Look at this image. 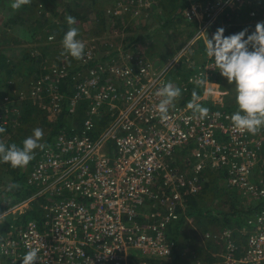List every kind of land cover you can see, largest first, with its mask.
Masks as SVG:
<instances>
[{
	"label": "built area",
	"instance_id": "2783aa9c",
	"mask_svg": "<svg viewBox=\"0 0 264 264\" xmlns=\"http://www.w3.org/2000/svg\"><path fill=\"white\" fill-rule=\"evenodd\" d=\"M235 1L247 9L254 24L264 22L257 19L258 0ZM211 8L207 21L218 12V7ZM195 16L192 5L186 19L192 22ZM211 23L198 26L196 41L204 39ZM109 56L104 64L87 68L85 76L78 72L74 77L69 112L87 102L83 129L57 134L40 151L27 184L41 200L42 216L38 222L14 227L15 238L0 241V264L2 259L4 264H21L18 247L24 254L38 248L36 264H160L157 259L173 251L166 234L179 218L177 211L184 210V191L197 193L206 173L222 175L244 205L259 203L245 221L247 229L238 231L242 237L249 232L245 246L232 240L231 230L218 235L223 242L220 264H264V173L255 175L264 155V126L254 135L240 131L222 108H208V116L201 118L187 107L189 102L174 104L168 119L162 120L156 92L167 83L164 74L173 63L157 70L140 51L118 50ZM92 58V49H87L81 65L87 66ZM192 63L187 61V67ZM213 63L207 56V66L198 67L187 83L202 87L195 103L205 100L219 107L227 92L208 80L207 72H216ZM65 77L66 67L54 69L34 83L31 97L49 99L56 113L64 98L59 87ZM199 79L205 83L199 85ZM3 101L9 104L8 97ZM100 109L109 117L95 135L103 119L98 117ZM144 205L147 217L137 212Z\"/></svg>",
	"mask_w": 264,
	"mask_h": 264
},
{
	"label": "trees",
	"instance_id": "16d2710c",
	"mask_svg": "<svg viewBox=\"0 0 264 264\" xmlns=\"http://www.w3.org/2000/svg\"><path fill=\"white\" fill-rule=\"evenodd\" d=\"M122 1L128 5L131 0ZM157 1L155 5L163 13H166L167 19L161 21V14L155 15L156 21L158 22L156 30H159V32L169 30L173 25V20H177L178 23L185 21L190 28L187 35V41H189L196 33V24L194 21L188 22L185 18V13L188 12L191 5L196 1L214 2L216 0ZM10 3L11 0H0V12H2L3 8L8 10L7 20H5L3 28L8 29L7 32L20 31L19 35L21 37L25 34L26 38L24 40L31 42L30 44H37V49L40 51L38 55H34V50L32 52V49L31 51L27 49L15 61H11L8 59L9 57L0 52V100L2 97H8L11 102L12 100L19 99V96L16 94L20 90H27L30 82L35 83L47 75L46 65H43L42 62L46 59L49 49L54 48L56 52L55 56L58 68H60L61 63H65L62 59L64 55H62L63 48L61 41L69 28L66 22L67 16H72L76 20V23L72 26L79 30V35L76 39L80 38V34L86 32L83 29V25L87 22V19L81 15L79 10L84 5L101 9L100 11L94 12V18L98 21L100 20L99 24L91 23L92 25L88 27L87 32L94 36H101L105 32L110 33L112 28L117 24L119 28L122 17L116 16L114 13H109L106 10L107 8L114 10L117 0H31L30 4L24 5L18 10L11 9ZM257 4L261 5V14L257 16V19H263L264 0H258ZM155 5L153 4V6ZM235 9L242 12L237 13L234 10L233 13H230V9H225V15L222 16V26L217 22L212 23V26L207 32L212 31L214 34L217 29L223 28V35L227 37L247 29L245 35V39H247V35L254 32L255 25L250 24V17L248 14L243 13V11L245 12V8L237 6ZM2 15H5V13H2ZM128 18L130 17H125V19ZM144 18L143 15H140L138 21H132V29H137L139 22L145 26ZM5 32L0 37V43H6L4 40H8V38H3L6 34ZM49 36L55 37L53 43H48L47 39ZM207 37L211 39L212 35L207 34ZM145 38H149V35H144V37H139L138 35L132 36L127 39L128 43L126 46L143 42ZM11 40L14 45H18V38L11 37ZM195 44L196 48L191 46L189 49V58L195 62L192 72L196 71L198 67H203L205 62H207L204 41L199 39ZM249 50H251V47H249ZM174 53H176V50ZM70 60L75 61L72 57ZM72 64L73 66H70L69 63L67 64L66 77L61 80L59 91L64 98L57 108V112L54 115L55 118L53 120L48 118L51 116V109L53 110L49 99L43 97L40 99L32 98L28 92L26 97L18 102L20 107L19 114L15 116L16 118L12 116L15 119L16 126L13 127L11 123L6 125L0 123V127L5 129L3 133H0V142H3L6 146L15 143L17 146L22 147L24 139L32 135L35 128H40L43 132L49 131L43 142L46 147L53 142L59 133L75 134L77 131L83 129V120L86 117L85 114L88 107L87 102L81 101L77 104L76 114L74 116H71L69 112V103L70 97L73 94L74 77L78 72L82 71L84 66H75V62H72ZM92 66H94V62L87 65V67ZM192 72H188L186 76L184 75V83H181L179 87L181 89V95L174 101V104L185 105L188 102H192L193 91L198 96L202 94L201 86L187 83V78ZM216 72H209L208 80L218 84L222 90L227 92L222 110L231 116L238 111L235 100V85L234 83L230 84L225 77L220 75L219 71ZM21 76L32 77L24 89L22 83L17 81ZM183 87H186L187 91H183ZM199 105L211 110L218 108L216 103L205 100L200 102ZM104 111L106 109H100L98 113V117H103V119L100 121L99 126H95V135L105 124L104 117H109V114ZM71 124L75 125V127L70 128ZM40 151L42 150L39 148L33 150L34 158L29 162L27 168H13L10 164L0 162V182L5 181L4 188L0 189V212L4 211L7 207L3 205V201L6 198L16 197L17 200H22L34 192L35 189L27 184L26 179L33 162L39 156V153H41ZM206 174L210 176H207V178L204 176V181L200 185L197 193L189 194L187 190L184 191V210L177 211L179 218L168 226L166 234L168 240L173 243V251L168 258H158L157 260L160 264H195L196 258H199L202 264H220L221 259L218 255L223 251V242L218 239V234L220 235L225 230H231L233 239H237L239 236L238 231L245 226V221L248 216L243 209L244 203L238 192L225 185L222 175ZM12 184H18L19 187L10 188ZM215 235L216 237H214Z\"/></svg>",
	"mask_w": 264,
	"mask_h": 264
},
{
	"label": "rangeland",
	"instance_id": "374dc122",
	"mask_svg": "<svg viewBox=\"0 0 264 264\" xmlns=\"http://www.w3.org/2000/svg\"><path fill=\"white\" fill-rule=\"evenodd\" d=\"M226 1L227 0H220V1L216 0L214 2L196 1L192 4L196 7V16L193 17L194 22L196 24V31H195L196 33L194 34L193 38L190 39L189 41H187V35L189 33L190 28L187 26L185 21L182 23H178L177 20L176 21L173 20V25L170 27L169 30L160 31V32L159 30H156L158 22L156 21L155 15L161 14L160 15V19H162L161 21H165L167 19L166 13H163V11L158 6L155 5L158 2L157 0H131L128 5L127 3H123L122 0H117L114 10H111V9L109 10V8L106 7L107 8L106 10H108L109 13H112V14L114 13L116 16H119V17L122 16V17L119 23L120 24L119 28L117 24L115 27L112 28L110 33L105 32L101 36H94L87 32L88 27L92 25L91 23L99 24L100 20L98 21L94 18V12L100 11L101 9L88 7L84 5L79 10L81 12V15L87 19V22L83 25V29L86 30V32L83 34H80L79 40H81L85 44L84 53L87 49H92L93 58L91 62H94V66L98 63L104 64L108 60V57H110L109 55H113L118 50L142 52L145 58L151 61L157 70L163 69L169 63H173V65L171 64V67L168 69V71L165 72L164 78L167 83L171 82L174 84V86L180 87L181 83H184V77L187 75L188 72H192V69L195 66L194 64L195 62L190 60L189 58V55H190L189 49L191 46L196 48L195 42H196V37L198 34L197 33L198 26L200 25L202 27L203 26L205 27L210 22L212 23L217 22V23H220V25L222 26L223 24L222 16L225 15V12H224L225 9H230V13H233L234 10H236L237 13L242 12L240 10L235 9L238 6L237 1L230 0L227 4H225L224 2ZM151 3H153L155 6H153V4ZM222 3L224 4L220 6ZM213 6L218 7L217 8L218 10L215 9L214 11V13L216 12V10L218 11L217 15L215 18H211L210 20L207 21L206 14L208 12H213L214 9L211 8ZM7 11L8 10L6 8H3L2 12H0V37L3 35L4 31H6L5 33L8 35L7 36L5 34L3 36V38H8V40H4L6 41V43H3V42L0 43V52L4 53L7 57H9L8 59H10L11 61H15L17 58H20L22 54L24 53L23 51L27 49L29 51H31L32 49V52L34 50L35 51L34 55H38L40 51L37 49V44H30L31 42L24 40V38H26L25 34L22 33L23 36L21 37L19 35L20 31L15 30V31L7 32L8 29L6 30L5 28H3L5 20H7ZM141 11H142V14H141ZM2 13H5V15H2ZM202 13H204V16L202 15ZM243 13L248 14V11L246 8H245V12L243 11ZM140 15H143L145 17L144 18L145 26L141 25V23L139 22L137 29H132V21L134 20L138 21V17ZM126 16L130 18L125 19ZM185 18H186V13H185ZM212 23L206 28L207 31L212 26ZM250 24L256 25L254 24V20H251ZM111 25H112V22H111ZM207 31L205 30L204 32V30L202 29V32H204L203 33L204 44H205V34L206 35L208 34L210 36L214 35L212 31H209V32ZM135 35H138L139 37H144V35H149V38H145L143 42L131 44L133 47L130 45L126 46L128 43L127 39ZM11 37L19 39L18 45H14V43L11 40ZM47 40H48V43L49 42L53 43V39L52 40L47 39ZM175 50H176V53H174ZM55 53L56 52L54 51V48L49 49L46 59L42 62L43 65L44 64L46 65L45 68L47 69V74H50V75L54 69L58 68ZM70 58L71 57L69 55H64L62 59L65 61V63H61L60 67H66L68 63L70 66L71 65L73 66L72 62H75V66L81 65L80 59L79 60L75 59V61H71ZM187 61L193 62L192 64H188L190 65L189 68L186 65ZM205 63H206L205 66H207V62ZM87 68H91V67L84 66L82 68V71H80L83 76H85L87 72L86 70ZM197 72H198L197 70L193 71L191 75ZM209 75L210 74H207V77H209ZM30 79H32V77L21 76L18 78L17 81L22 83V86L24 89L27 83L30 82L29 81ZM29 85H30L29 86L30 89L28 88L27 90H20L21 92L19 91L18 93L14 92V93H17L16 95L19 96L18 100H12L11 102L9 99V102H8L9 104L6 105V103L3 101L4 97L1 98L0 100V123L2 125L11 123L13 124V127L16 126V122H14L15 119L12 116L15 117L19 114L20 107H19L18 102H20L22 98H25L28 92L30 93L31 88L34 85V82H30ZM225 98H226L225 96L221 98L222 102L221 104H219L218 108H222L224 106ZM6 110H8V112H6ZM50 112H51V116L48 118L50 120H53L55 118L54 115L56 113H54L52 109ZM75 114H76V111L72 113L71 116H74ZM74 127L75 125L71 124L70 128H74ZM48 132L49 131L43 132V137L40 143L43 144L44 140L46 139V136L48 135ZM37 160H38V157L33 162L31 169L36 164ZM25 168H27V166H25ZM260 170L262 171V173H264V155H262L259 165L255 170L257 171V173L255 174L256 176L258 175ZM214 174L216 175V173ZM204 176L207 178V176L209 177L210 175L205 174ZM4 183L5 181L0 182V187H1L0 189L4 188L5 186ZM35 192L36 190H34V192L27 195L22 200H17L16 197H10V198H6L3 201V205H6L7 207L4 211L0 212V241H3L8 238H15L14 237L15 232L13 230L14 227H24L29 222L39 221V219L42 216V213L39 212V207H38L41 200L34 197ZM247 204L243 206L244 207L243 209L247 213V216H249L251 213H254L255 210H257L256 208L259 203L249 201ZM137 212L146 217L149 214V211L147 210L146 205H144L142 208L138 207ZM243 227L247 229V226H243ZM248 236H249V232H246L244 237L239 235L237 239H233L232 237V240L236 244H241V246H245ZM17 251L19 253H22L23 256L25 255L20 247L17 248ZM129 254L137 255L138 257L142 256V253L138 250H135V251L129 250ZM195 260L199 261L200 259L196 258ZM1 264H4L3 259L1 261Z\"/></svg>",
	"mask_w": 264,
	"mask_h": 264
},
{
	"label": "clouds",
	"instance_id": "9594fccd",
	"mask_svg": "<svg viewBox=\"0 0 264 264\" xmlns=\"http://www.w3.org/2000/svg\"><path fill=\"white\" fill-rule=\"evenodd\" d=\"M31 3V0H11L10 7L18 10L24 5ZM68 30L64 34L61 44L62 55H69L74 59H81L84 56L85 44L76 39L79 30L72 27L76 20L72 16L66 17ZM224 29L219 28L209 39L205 34L206 55L214 61L213 68L219 71L230 84L235 85V100L238 111L230 116L233 126L240 131H247L256 134L264 126V22H258L252 34L245 35L247 29L230 36L223 35ZM49 36V39H54ZM251 47V50H249ZM204 77L205 75L202 74ZM199 85L205 83V79L197 81ZM181 89L168 82L162 85L156 92L161 97L156 109L162 120L168 119V112L174 101L180 97ZM193 102L187 107L200 117H207L209 109L201 107L194 101L199 99L195 91L192 93ZM219 117L220 113H214ZM5 129L0 127V133ZM43 131L35 128L32 135L23 141L22 147L15 143L6 146L0 142V162L10 164L13 168L25 167L34 158L33 150H43L45 145L40 143ZM18 184H12L10 188H17ZM43 246V245H42ZM38 248H31L22 258L21 264H36L38 259Z\"/></svg>",
	"mask_w": 264,
	"mask_h": 264
},
{
	"label": "crops",
	"instance_id": "0c3cea01",
	"mask_svg": "<svg viewBox=\"0 0 264 264\" xmlns=\"http://www.w3.org/2000/svg\"><path fill=\"white\" fill-rule=\"evenodd\" d=\"M214 264H216V263H214Z\"/></svg>",
	"mask_w": 264,
	"mask_h": 264
}]
</instances>
